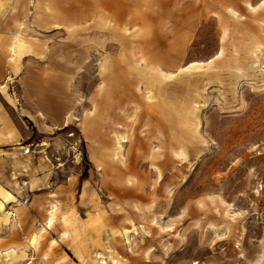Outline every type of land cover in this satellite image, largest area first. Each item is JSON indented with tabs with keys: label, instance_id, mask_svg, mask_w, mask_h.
I'll list each match as a JSON object with an SVG mask.
<instances>
[{
	"label": "rangeland",
	"instance_id": "1",
	"mask_svg": "<svg viewBox=\"0 0 264 264\" xmlns=\"http://www.w3.org/2000/svg\"><path fill=\"white\" fill-rule=\"evenodd\" d=\"M75 1L0 0V89L18 106L43 69L70 100L47 135L25 121L21 146L75 182L77 216L101 203L125 264H264V0Z\"/></svg>",
	"mask_w": 264,
	"mask_h": 264
},
{
	"label": "crops",
	"instance_id": "2",
	"mask_svg": "<svg viewBox=\"0 0 264 264\" xmlns=\"http://www.w3.org/2000/svg\"><path fill=\"white\" fill-rule=\"evenodd\" d=\"M165 4L166 0H85L83 5L75 1V11L124 14L126 6L132 5L137 9L128 12L149 8V13L160 14L167 12ZM183 56L179 49L170 55V64L180 63ZM42 70H36V79L22 94L25 102L18 106L9 101V90L0 89V264H125L123 249L107 245L114 231L101 203L90 199V213L84 218L77 216L72 198L75 182H53L45 149L33 156L30 145L21 146L26 137L25 121L47 135L50 127L43 120L62 126L70 109L66 89L60 88L57 95L55 87L41 85L38 77ZM8 75L12 73L0 55V82Z\"/></svg>",
	"mask_w": 264,
	"mask_h": 264
},
{
	"label": "bare ground",
	"instance_id": "3",
	"mask_svg": "<svg viewBox=\"0 0 264 264\" xmlns=\"http://www.w3.org/2000/svg\"><path fill=\"white\" fill-rule=\"evenodd\" d=\"M123 142H124V141H122V143H123ZM118 171H119L122 175H124L125 173H129V172H130L129 168L127 169L126 166H124V167H122V166L118 167Z\"/></svg>",
	"mask_w": 264,
	"mask_h": 264
},
{
	"label": "built area",
	"instance_id": "4",
	"mask_svg": "<svg viewBox=\"0 0 264 264\" xmlns=\"http://www.w3.org/2000/svg\"><path fill=\"white\" fill-rule=\"evenodd\" d=\"M7 213H9V214H10V216L12 217V213H11L10 211H8Z\"/></svg>",
	"mask_w": 264,
	"mask_h": 264
}]
</instances>
